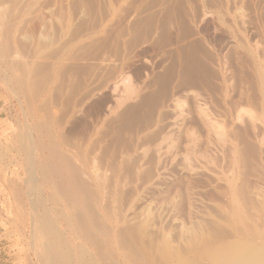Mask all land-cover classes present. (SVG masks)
Here are the masks:
<instances>
[{
    "label": "rangeland",
    "instance_id": "1",
    "mask_svg": "<svg viewBox=\"0 0 264 264\" xmlns=\"http://www.w3.org/2000/svg\"><path fill=\"white\" fill-rule=\"evenodd\" d=\"M0 17V264L42 263L21 139L59 142L153 263L264 244V0H0Z\"/></svg>",
    "mask_w": 264,
    "mask_h": 264
},
{
    "label": "bare ground",
    "instance_id": "2",
    "mask_svg": "<svg viewBox=\"0 0 264 264\" xmlns=\"http://www.w3.org/2000/svg\"><path fill=\"white\" fill-rule=\"evenodd\" d=\"M25 74L27 73L25 72ZM19 142L22 143V146H24V149L23 148L21 149L22 151H24L25 153L24 155H26V157L29 158V159L26 158L28 160V163H27L28 164V176L27 178H25L26 179L25 184H26V190L28 192V201L30 203V206H32V210L34 209L33 213L31 214L32 215V226H33L32 234H33V240H34L33 247L34 246L37 247L36 255L38 258H40V260H42L43 264H156V261H154L155 263H153V261H151L152 259L151 260L148 259L150 256L148 257L149 255L147 253L148 250L146 251L147 247L145 243L143 244V241L141 245H139L138 243L132 244L133 241L128 244L126 240H128L130 237L126 239L124 235L125 234L124 229L120 227L119 224H117L115 227L113 226L114 227L113 231L110 229L112 232L109 230V228L108 229L106 228L108 227L105 224L106 218H107L106 213L109 214L108 211L107 212L105 211L106 207L104 210L100 208V214L98 216L97 215L98 213H96L97 211L95 210V207H94V204L96 203L94 202L95 198L93 199L92 197L91 189L88 183L81 177V173H80L81 171L79 170V166L77 167L74 164V162L72 161L71 154H68L66 152L67 150L64 151L61 145L59 144V142L54 141L52 139L45 140L42 138L33 139V140L21 139ZM112 167H115V166L113 165ZM83 172L85 171L83 170ZM38 183H40V185H42L43 187L44 185L46 186L48 190V194H45V195L41 194L42 189L40 188ZM97 200L98 199H96V201ZM48 202L50 203L49 205L52 204L51 207L47 205ZM40 207L42 208L41 210L39 209ZM99 207L97 205V208ZM35 208L37 209L36 211L38 212H35ZM60 219H63L66 222V224L70 227V230H71L70 233H77L81 235L80 237L87 240L86 241L87 244L90 243L91 246L92 245L96 246L97 248L96 247L95 248L97 250L92 251L89 249L90 247H87V245L85 244L76 245L74 243L75 238L73 239L74 242L71 241L72 240L71 237H70L71 240L66 239L63 236L64 234L62 233L64 230L61 231L60 227H58L59 225L57 226V223L58 221H60ZM107 219H110V218H107ZM107 224H109V222H107ZM213 229L214 228L212 227V230ZM216 229H219V228H216ZM220 230L219 232L221 233ZM215 231H218V230H215ZM74 237H76V234ZM77 237H76V240H77ZM67 238L69 237L67 236ZM197 238H198V235H197ZM205 239L207 240V238ZM205 239L204 241L207 242ZM218 239H220V237H218ZM78 241H81V240H78ZM112 241H114L116 243V247L118 246L119 248L113 249ZM243 242L244 241H241V242L237 241V243L233 242L232 244H227V245H224V244L222 245L221 243L222 247H220L219 250H216L215 252L213 251V247H212V251L214 253L217 252L215 255L218 260V263L220 262L219 264H264V244L257 245L253 242L252 243L248 241H247L248 243H243ZM198 243H200V241ZM208 244H207V247L211 246L210 244L209 245ZM214 248L217 249L216 246ZM124 250L126 251L128 250L129 254H125ZM199 251H201V249ZM201 252H204V250ZM178 253L179 252H177V254ZM154 258L155 260H158L156 259L155 256ZM164 258L166 259L165 256ZM160 262L164 264L162 261ZM164 262L166 261L164 260ZM168 262L170 263V261H167L165 264H169ZM186 263L183 262L182 260H179L176 264H186ZM188 263L190 264V262ZM192 263L193 262H191V264Z\"/></svg>",
    "mask_w": 264,
    "mask_h": 264
}]
</instances>
